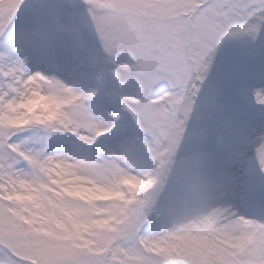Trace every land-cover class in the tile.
<instances>
[{
    "label": "snow or ice",
    "instance_id": "6c2138e0",
    "mask_svg": "<svg viewBox=\"0 0 264 264\" xmlns=\"http://www.w3.org/2000/svg\"><path fill=\"white\" fill-rule=\"evenodd\" d=\"M81 4L79 19L87 22L91 5L87 0ZM110 7L124 13L119 19L128 28L130 48L181 82L195 84L210 73L221 93L258 113L259 131L253 130L242 142L264 143V103H257L264 95V0H119ZM60 12L58 5L40 0H13L0 8V69L5 71L0 97L16 91L12 83L5 88L9 65L23 63L26 76H43L42 67L33 70L30 65L37 63L42 44L52 45ZM55 98L25 92L19 102L7 104L13 113L25 109L24 114L0 117V264H111L106 254L113 245L143 243L169 222L154 204L120 219L114 235L93 231L107 221L93 216L92 201L83 192L111 191L100 186V169L110 156H124L134 140L142 138L140 129L120 116L87 131L80 126L62 130L56 117L36 114L43 107L40 101ZM96 102L110 104L102 93L96 94ZM72 165L76 170H69ZM243 169L248 194L227 207L234 219L253 220L264 230V166L254 148ZM73 184L93 187L74 189ZM180 191L170 176L157 202H175ZM154 264L175 262L166 257Z\"/></svg>",
    "mask_w": 264,
    "mask_h": 264
},
{
    "label": "rangeland",
    "instance_id": "374dc122",
    "mask_svg": "<svg viewBox=\"0 0 264 264\" xmlns=\"http://www.w3.org/2000/svg\"><path fill=\"white\" fill-rule=\"evenodd\" d=\"M12 2L0 0V8ZM117 2L87 0L91 5L87 22L79 19L83 7L55 17L52 45L42 44L37 63L30 65L33 70L42 67L43 76H26L23 63L9 65L5 88L12 83L16 91L0 97V117L24 114L25 109L13 113L7 104L31 91L56 97L40 101L43 107L36 114L56 117L65 131L78 130L77 126L87 131L97 122L120 116L135 121L142 138L135 139L124 156H110L100 169V186L111 191L83 192L92 201L93 216L107 221L93 231L114 235L120 219L154 204L158 212L176 219L147 235L143 243L113 245L106 254L111 264H154L166 257L175 264H264L262 226L234 219L227 207L248 194L243 161L253 155V148L264 166V143L242 142L253 130L259 131V114L221 93L210 73L195 84L181 82L130 48L128 28L119 19L124 13L110 7ZM4 75L0 69V81ZM97 93L110 104L98 105ZM257 103H264V95ZM34 130L43 132L40 126ZM170 176L181 191L175 202H157L159 189Z\"/></svg>",
    "mask_w": 264,
    "mask_h": 264
},
{
    "label": "water",
    "instance_id": "95a60500",
    "mask_svg": "<svg viewBox=\"0 0 264 264\" xmlns=\"http://www.w3.org/2000/svg\"><path fill=\"white\" fill-rule=\"evenodd\" d=\"M44 3L45 4H49V5H58L60 7V9H61L60 14L66 12V11H68L70 9L81 7V4H74V3L61 1V0L48 1V2H44Z\"/></svg>",
    "mask_w": 264,
    "mask_h": 264
}]
</instances>
